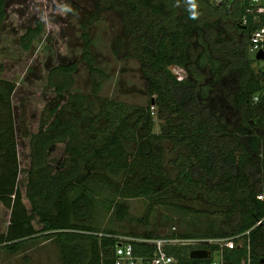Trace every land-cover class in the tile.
Wrapping results in <instances>:
<instances>
[{
	"label": "trees",
	"instance_id": "trees-1",
	"mask_svg": "<svg viewBox=\"0 0 264 264\" xmlns=\"http://www.w3.org/2000/svg\"><path fill=\"white\" fill-rule=\"evenodd\" d=\"M248 1L214 5L195 0L193 18L188 0H94L91 12L78 20V60L91 80L90 92L70 90L78 60L47 66L44 87L53 95L42 108L36 131L21 129L29 147L23 190L10 100L15 81L0 76V219L6 218L0 248L13 252L25 240L41 236L56 242L60 264H109L107 251L114 238L107 234L127 233L79 221L92 207L87 181L94 179L103 181L113 197L148 198L141 220L153 202L167 203L172 192L183 191L202 197L209 208L197 211L216 212L227 226L216 224L214 232L180 231L183 235L232 234L261 219L250 232V262L264 264V94L256 103L250 101L264 86V71L252 66L247 50L251 25L239 23ZM107 9L117 12L121 22L110 49L116 56L137 59L146 83L144 106L98 94L105 72L95 65L89 27ZM4 16L0 0V25ZM41 31L35 19L17 36L19 47L27 51ZM170 65L184 68L185 75L177 79ZM221 81L232 89L211 107L209 91L219 86L220 95L225 90ZM153 104L161 120L157 131L149 110ZM164 141L176 150L168 159L176 168L172 177L163 164ZM57 146L61 155L52 163L48 156ZM259 193L262 197L256 198ZM110 204L118 216L125 214L124 205L113 199ZM242 252L228 249L225 255L240 264Z\"/></svg>",
	"mask_w": 264,
	"mask_h": 264
},
{
	"label": "rangeland",
	"instance_id": "rangeland-1",
	"mask_svg": "<svg viewBox=\"0 0 264 264\" xmlns=\"http://www.w3.org/2000/svg\"><path fill=\"white\" fill-rule=\"evenodd\" d=\"M93 4L94 0H4L5 16L0 25V76L15 81L10 100L16 158L21 169L18 172V186L22 190L23 169L28 166L29 147L28 136H24L21 129L36 131L42 108L53 95L50 89L44 87L47 66L68 59H79L81 41L78 20L91 12ZM35 19L42 24L41 34L32 41L31 48L23 51L17 43V36L26 26L32 25ZM89 33L95 65L105 72V76L99 78L98 94L144 106L147 100L146 83L138 68L137 59L131 56H116L110 49L114 38L121 33L117 12L109 9L101 12L98 19L90 25ZM249 55L252 66L264 67V61L254 59L253 54ZM169 69L179 79L185 75V69L182 67L170 65ZM72 79L71 91L90 92L91 80L83 61L78 60ZM94 80H98V77L94 76ZM228 83L221 81L220 84L225 90H221L220 95L216 91L219 86L215 85L213 90L209 91L212 93L209 95L211 107H214V101H223V97L232 89ZM149 110L153 120L152 130L157 131L161 122L157 116L158 107L153 104ZM240 128L246 127L242 125ZM245 131H248V128ZM163 143V164L172 177L176 168L168 159L174 156L176 150L169 148V142ZM60 155L61 148L57 146L49 153L48 158L53 163L52 159ZM87 182L92 190V207L88 216L79 221L98 230L112 229L127 234L149 230L166 233L169 227L174 225L181 232L204 233L214 232L216 224L220 229L227 228L225 223L220 222L218 213L197 211L209 208V204L193 193L174 191L169 195L167 203L153 202L144 221L140 217L150 202L148 198L113 197L112 190L103 181L91 179ZM111 199L125 206L123 216L117 215L115 206L110 204ZM174 205H186L193 211L179 209ZM5 223L6 218H1L0 229ZM0 264H60V250L55 241L37 236L25 240L13 252L0 248Z\"/></svg>",
	"mask_w": 264,
	"mask_h": 264
},
{
	"label": "built area",
	"instance_id": "built-area-1",
	"mask_svg": "<svg viewBox=\"0 0 264 264\" xmlns=\"http://www.w3.org/2000/svg\"><path fill=\"white\" fill-rule=\"evenodd\" d=\"M218 5L222 0H208ZM241 25H251L248 31L247 50L249 54L260 52L263 57L256 60L264 61V0H249L244 12L240 16ZM264 71V67H260ZM177 78V77H176ZM179 79V78H177ZM264 94V86L259 93L250 97L252 103L259 100ZM262 194H256L261 198ZM258 219L250 227L227 235H183L174 225L166 233L152 236L137 234H107L114 238L108 248L107 258L109 264H232L225 255L228 249H243L239 258L240 264L250 262V232L259 224ZM194 249L208 251L206 256L190 257L189 252ZM188 259H198L189 262ZM103 264V263H101Z\"/></svg>",
	"mask_w": 264,
	"mask_h": 264
},
{
	"label": "water",
	"instance_id": "water-1",
	"mask_svg": "<svg viewBox=\"0 0 264 264\" xmlns=\"http://www.w3.org/2000/svg\"><path fill=\"white\" fill-rule=\"evenodd\" d=\"M262 57H263V54L260 52L256 53L254 56V58L256 59H260ZM207 254H208V251L204 249H194L189 252L190 257H201V256H206Z\"/></svg>",
	"mask_w": 264,
	"mask_h": 264
},
{
	"label": "clouds",
	"instance_id": "clouds-1",
	"mask_svg": "<svg viewBox=\"0 0 264 264\" xmlns=\"http://www.w3.org/2000/svg\"><path fill=\"white\" fill-rule=\"evenodd\" d=\"M188 4L190 7V11L192 12V17L195 18L196 17V4H195V0H188ZM65 11H70V9H65Z\"/></svg>",
	"mask_w": 264,
	"mask_h": 264
}]
</instances>
